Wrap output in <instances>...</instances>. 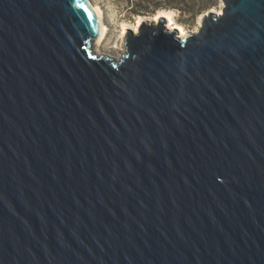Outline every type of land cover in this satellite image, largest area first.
Masks as SVG:
<instances>
[{
  "label": "water",
  "instance_id": "1",
  "mask_svg": "<svg viewBox=\"0 0 264 264\" xmlns=\"http://www.w3.org/2000/svg\"><path fill=\"white\" fill-rule=\"evenodd\" d=\"M95 54L91 0H0V264H264V0Z\"/></svg>",
  "mask_w": 264,
  "mask_h": 264
},
{
  "label": "rangeland",
  "instance_id": "2",
  "mask_svg": "<svg viewBox=\"0 0 264 264\" xmlns=\"http://www.w3.org/2000/svg\"><path fill=\"white\" fill-rule=\"evenodd\" d=\"M94 5H98L101 9L103 15V21L107 27V37L100 43L99 48L103 52V54H108L112 57H120L125 53V43L124 38L126 31L131 30L134 32L133 27L136 24L137 20L140 18V24L143 22L148 26H157L160 19H162V15H159L157 21L154 19L155 14L160 11L154 13V15H139L130 12V7L124 0H91ZM223 1L216 0L215 4L212 5L211 8L205 10L199 15L194 17H189L188 15H181L179 12L175 11L174 14V22L173 25H178V29L174 28L172 31H176L177 35H180L181 26L184 29L185 34L195 31L200 25L199 21L201 20V16L209 11H217L221 8L222 11ZM164 10V9H163ZM165 17V16H164ZM164 26L167 27L170 22L165 17ZM202 22V21H201ZM172 25V24H171ZM199 25V26H198Z\"/></svg>",
  "mask_w": 264,
  "mask_h": 264
},
{
  "label": "trees",
  "instance_id": "3",
  "mask_svg": "<svg viewBox=\"0 0 264 264\" xmlns=\"http://www.w3.org/2000/svg\"><path fill=\"white\" fill-rule=\"evenodd\" d=\"M130 12L154 15L158 10H175L181 15L194 17L212 7L216 0H124Z\"/></svg>",
  "mask_w": 264,
  "mask_h": 264
},
{
  "label": "bare ground",
  "instance_id": "4",
  "mask_svg": "<svg viewBox=\"0 0 264 264\" xmlns=\"http://www.w3.org/2000/svg\"><path fill=\"white\" fill-rule=\"evenodd\" d=\"M93 8H96L99 11V14H100L99 22H100V25L102 27V36H101L100 40L96 43V45L94 47V52H95V54L101 55V54H103V52L101 51L99 46H100V43L107 37V27H106V25H105V23L103 21V15H102V12H101V9L99 8V6L93 4ZM214 12L217 13V14H220L221 13V8L219 10H217V11H214ZM174 14H175L174 10H170V9L169 10H165L164 9V10L158 11L155 14L156 16H155L154 19L157 21L159 15L165 16L170 22V24L166 27V29L168 31H172L174 28L178 29V25L177 24L173 25V24H175V22H174ZM139 23H140V18L137 20L136 24L133 27L134 32L138 31ZM199 25H201V20L199 21ZM179 28H180V33H181L179 36L180 37H184L186 35L185 32H184V29L181 26H179ZM113 58H116V57H113Z\"/></svg>",
  "mask_w": 264,
  "mask_h": 264
}]
</instances>
